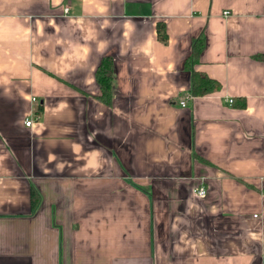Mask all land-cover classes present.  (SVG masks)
Instances as JSON below:
<instances>
[{"label":"crops","instance_id":"crops-1","mask_svg":"<svg viewBox=\"0 0 264 264\" xmlns=\"http://www.w3.org/2000/svg\"><path fill=\"white\" fill-rule=\"evenodd\" d=\"M0 264H264V0H0Z\"/></svg>","mask_w":264,"mask_h":264},{"label":"trees","instance_id":"trees-1","mask_svg":"<svg viewBox=\"0 0 264 264\" xmlns=\"http://www.w3.org/2000/svg\"><path fill=\"white\" fill-rule=\"evenodd\" d=\"M157 39L161 43H166L167 34L165 32L164 25L158 23L156 25ZM205 46V40L202 35L194 38L191 43V51L188 57L184 61V68L190 72V89L189 96L201 97L213 92L218 91L221 88L219 81L208 76L205 72L196 70L195 66L199 64L200 55ZM113 63L110 57H103L95 71V82L99 88L97 98L104 104L109 105L113 94ZM233 106L245 107L244 99L232 100ZM41 107L38 108L40 112ZM38 195L34 189L30 193L31 209L36 207Z\"/></svg>","mask_w":264,"mask_h":264},{"label":"built area","instance_id":"built-area-1","mask_svg":"<svg viewBox=\"0 0 264 264\" xmlns=\"http://www.w3.org/2000/svg\"><path fill=\"white\" fill-rule=\"evenodd\" d=\"M67 10H68V9L65 8V9H64V13H66ZM224 14H227V13L225 12ZM31 100L34 101L35 99L32 98ZM185 101H186L185 99L179 101V105H180L181 107H184V106H185ZM227 103H228V104H232V100H231V99H228V100H227ZM32 121H33L32 118H27V119H25V121H24V125H25L26 127H29V126L31 125ZM193 192H194L197 196H199V197H203V196H205V194H206V189H205V187H204L203 185H200V186L194 188V189H193ZM254 216H256V215H254Z\"/></svg>","mask_w":264,"mask_h":264}]
</instances>
